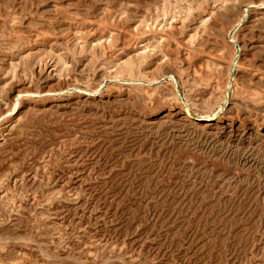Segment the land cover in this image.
I'll return each instance as SVG.
<instances>
[{"label": "rangeland", "instance_id": "rangeland-1", "mask_svg": "<svg viewBox=\"0 0 264 264\" xmlns=\"http://www.w3.org/2000/svg\"><path fill=\"white\" fill-rule=\"evenodd\" d=\"M0 264H264V0H0Z\"/></svg>", "mask_w": 264, "mask_h": 264}]
</instances>
